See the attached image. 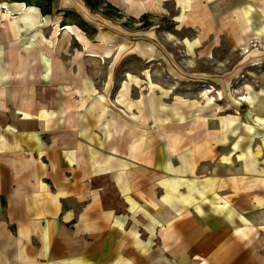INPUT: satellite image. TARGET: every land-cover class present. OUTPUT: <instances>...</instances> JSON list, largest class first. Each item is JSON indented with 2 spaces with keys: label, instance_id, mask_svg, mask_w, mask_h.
Instances as JSON below:
<instances>
[{
  "label": "crops",
  "instance_id": "0c3cea01",
  "mask_svg": "<svg viewBox=\"0 0 264 264\" xmlns=\"http://www.w3.org/2000/svg\"><path fill=\"white\" fill-rule=\"evenodd\" d=\"M8 1L0 264H264V64L251 66L247 108L230 111L115 62L132 50L86 14H116ZM103 1L136 22L168 16L208 58L264 39V0Z\"/></svg>",
  "mask_w": 264,
  "mask_h": 264
},
{
  "label": "rangeland",
  "instance_id": "374dc122",
  "mask_svg": "<svg viewBox=\"0 0 264 264\" xmlns=\"http://www.w3.org/2000/svg\"><path fill=\"white\" fill-rule=\"evenodd\" d=\"M34 1L39 2V0ZM73 1L76 3L75 0ZM88 1L93 3L92 7L95 9L99 7L104 12L116 14L110 19L101 15L100 18H92L93 14L87 13L86 15L100 23L105 35L108 32L116 34V47H126L132 50L133 53L115 59L120 66L127 67L139 78L162 81L173 92L199 100L204 99L218 108H225L226 103L233 104L227 108L230 111L235 109V105L239 111L247 108L244 104L246 100L244 86L246 82L256 80L254 74L258 72L256 70L253 73L251 66L264 64V55L250 56L243 60L238 58L241 52L248 53L250 49L264 50V39H252L238 48L221 42L215 48L213 55L208 58L198 55L187 47L184 36H190V30L180 29L177 24L172 23L168 16L166 18L162 17L163 14L154 13L147 19L136 22L127 17H118L117 13L111 9L112 7L103 0ZM0 4H2L0 7L1 27L2 22L6 23L14 11L8 0H2ZM97 11L99 14L102 12L98 9ZM52 30H56L54 24ZM57 30L56 32H59ZM100 59L103 63H110L113 58L101 57ZM166 63H173L174 70L167 68ZM105 73L101 71V76ZM121 76L122 72H117V79Z\"/></svg>",
  "mask_w": 264,
  "mask_h": 264
},
{
  "label": "trees",
  "instance_id": "16d2710c",
  "mask_svg": "<svg viewBox=\"0 0 264 264\" xmlns=\"http://www.w3.org/2000/svg\"><path fill=\"white\" fill-rule=\"evenodd\" d=\"M98 0H96V2H97ZM86 2L90 5V6H92L93 5V3L92 2H90V1H88V0H86ZM95 1H94V3H96ZM109 5V4H108ZM110 7H112L111 5H109ZM42 11L43 12H45L46 11V9L45 8H43L42 9ZM146 18V16L145 15H143L142 16V19H145Z\"/></svg>",
  "mask_w": 264,
  "mask_h": 264
}]
</instances>
